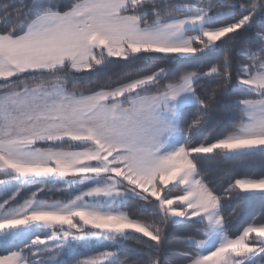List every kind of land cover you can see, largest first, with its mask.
Wrapping results in <instances>:
<instances>
[{
	"label": "snow or ice",
	"instance_id": "snow-or-ice-1",
	"mask_svg": "<svg viewBox=\"0 0 264 264\" xmlns=\"http://www.w3.org/2000/svg\"><path fill=\"white\" fill-rule=\"evenodd\" d=\"M112 64L119 79L78 90ZM231 93L238 120L210 126ZM257 155L264 0L0 3V264H264V208L224 215L264 200V172L222 190L202 175ZM170 227L186 229L179 262L162 256ZM130 238L143 261L121 258Z\"/></svg>",
	"mask_w": 264,
	"mask_h": 264
},
{
	"label": "trees",
	"instance_id": "trees-1",
	"mask_svg": "<svg viewBox=\"0 0 264 264\" xmlns=\"http://www.w3.org/2000/svg\"><path fill=\"white\" fill-rule=\"evenodd\" d=\"M5 0H0V3H4ZM18 2V0H17ZM65 6L71 3V0H60ZM204 59L200 63H204L207 60L221 57L223 53L207 52L201 54ZM171 67V66H170ZM125 72L124 67L121 64H112L107 67H101L99 72L91 74H84L87 79H81L78 83L79 91H86L89 88L95 87L92 81L99 76L103 79L106 76H111L113 80L119 79ZM212 87L207 81L197 85L198 93H203L205 89ZM69 90H72V86L69 85ZM237 93H231L228 96H218L216 101V107H214L208 116L210 126H219L224 128H230L232 124L238 120L239 113L232 101L235 99ZM186 118H190V112ZM264 172V156L245 157L235 161H224L221 159L209 160L203 164L202 175L210 182L212 186L221 188L226 186L229 179L239 178L244 175L259 174ZM230 173V175H229ZM3 187V186H0ZM171 187V185L169 186ZM175 194V193H174ZM61 193H56V197H59ZM256 198L246 202V204L240 206L238 215L232 217L233 208L237 207L236 202H232L229 205L225 202L224 215L226 220H229L231 225H246L253 217H259V214L264 208V200L260 198V194H255ZM231 218V219H230ZM192 231H195L193 228ZM186 229L182 227H176L166 230V241L164 243V251L162 256L166 257L169 261L179 262L183 260L180 252L185 249V245L179 242L178 236L185 235ZM132 236L139 234L132 233ZM147 239V238H143ZM151 243V242H150ZM141 247L136 244L134 239L127 241L126 248L122 254V259L127 257L129 260L143 261L145 259L142 255H137L133 250Z\"/></svg>",
	"mask_w": 264,
	"mask_h": 264
}]
</instances>
